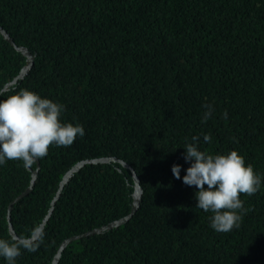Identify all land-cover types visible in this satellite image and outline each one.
<instances>
[{
	"label": "trees",
	"instance_id": "trees-1",
	"mask_svg": "<svg viewBox=\"0 0 264 264\" xmlns=\"http://www.w3.org/2000/svg\"><path fill=\"white\" fill-rule=\"evenodd\" d=\"M0 28L32 57L4 89L27 57L0 33V94L30 89L85 131L29 168L0 167V237H12L9 224L16 236L40 227L59 190L43 242L16 264H52L64 240L128 215L134 177L132 216L70 241L56 264H264V180L240 195L248 211L223 233L171 172L185 174L183 147L199 136L202 150L235 149L264 177V0H0ZM205 103L213 112L201 123ZM100 158L125 164L85 163L60 187Z\"/></svg>",
	"mask_w": 264,
	"mask_h": 264
},
{
	"label": "clouds",
	"instance_id": "clouds-1",
	"mask_svg": "<svg viewBox=\"0 0 264 264\" xmlns=\"http://www.w3.org/2000/svg\"><path fill=\"white\" fill-rule=\"evenodd\" d=\"M206 109L201 123L212 116L213 107L205 103ZM65 110L62 103L27 89L20 88L11 94H0V167L9 160L21 161L29 168L37 160L47 156L49 146L70 147L85 131L79 122L62 121ZM227 118V112L223 113ZM200 137L192 136L186 141L184 160L189 166L181 177V165L173 164L171 172L176 179L195 187V207L211 213L210 227L216 232L227 233L238 228L244 208L241 194L254 195L262 187L261 174L245 162L237 150L210 153L199 146ZM205 143L211 142L208 134L203 135ZM44 240V233L38 225L28 235L0 237V257L6 264H16L22 251L35 252Z\"/></svg>",
	"mask_w": 264,
	"mask_h": 264
},
{
	"label": "water",
	"instance_id": "water-1",
	"mask_svg": "<svg viewBox=\"0 0 264 264\" xmlns=\"http://www.w3.org/2000/svg\"><path fill=\"white\" fill-rule=\"evenodd\" d=\"M0 33L2 34L3 38H4L6 41H8L12 46H14L17 50L21 51V52L27 57V64H26V66H25L24 68H22L21 73H20L17 77H15V78L12 80V82L6 84V86L4 87V89H6L8 86H10L11 84L17 82L18 79H21V78L27 73V71H28V69H29V67L31 66V63H32V57H31L30 53H29L25 48H23V47H17V46L14 44L13 40L10 38V36H9V35H8L3 29H1V28H0ZM111 160H113V161H118V162H120L122 165L125 164V163H123L122 161H120V160H118V159H116V158H100V159H92V160L82 161V162L76 164V165H75V166H74V167H73L68 173H66L64 179L62 180V182H61V184H60V187H62V185L66 182V180L68 179V177L71 176V174H72L73 172H75V171H77L78 169H80L85 163H102V162H110ZM125 166L128 167L127 165H125ZM36 173H37V172H33V173H32V180H31L30 186L26 189V191H25L22 195L26 194V193L32 188V186H33V184H34V181H35V178H36ZM134 182H135V185H134V187H135V193H134V200H133L132 209H131L130 213H129L128 215H126V216H124V217L118 219V220H114V221L110 222V223L107 224V225H104V226H101V227H99V228H95V229L90 230V231L84 233V234H83L84 236H85V235L94 234V233H100V232L103 231V230L109 229V228H111V227L118 226L119 224H122V223H124L125 221H127V220L132 216V214H133V213L135 212V210L137 209V206H138V204H139V197H140V187H139V185H138V181H137V178H136V177H134ZM22 195H21V196H22ZM21 196H19L18 198H20ZM58 196H59V190H58V192H57V194H56V197L53 199V201H52V203H51V208H50V210H49V212H48L47 217H48L49 214L51 213V211H52V207H53V205H54V202H55V200L57 199ZM47 217L43 220L42 224L40 225V229L43 227V225H44V223H45ZM9 233L11 234L12 237H13V236H16L10 224H9ZM83 235H80V236H74V237H71V238H68V239L64 240V241L62 242V244L60 245V247H59V249H58L56 255L54 256V259H53L52 264H56V261H57L59 255H60L61 250L65 247V245H66L67 243H69L70 241H72V240H74V239H76V238H78V237H81V236H83Z\"/></svg>",
	"mask_w": 264,
	"mask_h": 264
}]
</instances>
